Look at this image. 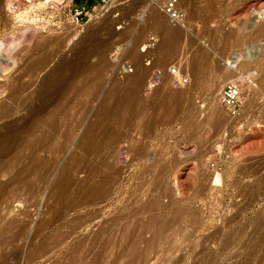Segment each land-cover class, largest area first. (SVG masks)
I'll list each match as a JSON object with an SVG mask.
<instances>
[{"label": "rangeland", "instance_id": "1", "mask_svg": "<svg viewBox=\"0 0 264 264\" xmlns=\"http://www.w3.org/2000/svg\"><path fill=\"white\" fill-rule=\"evenodd\" d=\"M31 1L0 0V264H264V0Z\"/></svg>", "mask_w": 264, "mask_h": 264}, {"label": "built area", "instance_id": "2", "mask_svg": "<svg viewBox=\"0 0 264 264\" xmlns=\"http://www.w3.org/2000/svg\"><path fill=\"white\" fill-rule=\"evenodd\" d=\"M32 0L31 2H34ZM47 11L58 12L60 21H67L74 25L83 26L94 17H102L116 7L119 0H43ZM160 3V0H155ZM163 12L174 21L180 20L183 15L179 6V0H166L163 4ZM241 82H228L221 94L220 104L227 110L230 116L236 117L241 110Z\"/></svg>", "mask_w": 264, "mask_h": 264}, {"label": "bare ground", "instance_id": "3", "mask_svg": "<svg viewBox=\"0 0 264 264\" xmlns=\"http://www.w3.org/2000/svg\"><path fill=\"white\" fill-rule=\"evenodd\" d=\"M160 20V19H159ZM160 23H161V20H160ZM163 24V23H162ZM142 77V76H141ZM140 78V77H139ZM142 79V78H141ZM139 82H140V80H139ZM142 82V81H141ZM136 83H138V78H136V82H135V86H136ZM138 85V84H137ZM247 90V89H246ZM11 112H12V108H7L6 107V109H5V114H11ZM215 181H220V175L218 174L217 176H216V179H215Z\"/></svg>", "mask_w": 264, "mask_h": 264}, {"label": "trees", "instance_id": "4", "mask_svg": "<svg viewBox=\"0 0 264 264\" xmlns=\"http://www.w3.org/2000/svg\"><path fill=\"white\" fill-rule=\"evenodd\" d=\"M88 1L92 2L93 0H88Z\"/></svg>", "mask_w": 264, "mask_h": 264}]
</instances>
